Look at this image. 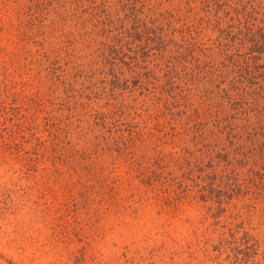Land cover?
Listing matches in <instances>:
<instances>
[{"label":"trees","instance_id":"obj_1","mask_svg":"<svg viewBox=\"0 0 264 264\" xmlns=\"http://www.w3.org/2000/svg\"><path fill=\"white\" fill-rule=\"evenodd\" d=\"M0 75V154L60 185L67 215L198 206L196 240L159 264H225L202 228L263 195L264 0H0ZM159 117L183 153L142 150Z\"/></svg>","mask_w":264,"mask_h":264},{"label":"rangeland","instance_id":"obj_2","mask_svg":"<svg viewBox=\"0 0 264 264\" xmlns=\"http://www.w3.org/2000/svg\"><path fill=\"white\" fill-rule=\"evenodd\" d=\"M3 79L0 75V81ZM158 119L153 118L150 127L154 139L148 138L142 150L153 156L169 155L171 151L183 153L181 143L164 144L166 138L171 140L173 129L169 118ZM78 147L90 148V144L81 140ZM2 154L0 264H159L161 244L173 248L196 240L195 221L205 215L198 206L161 205L154 200L146 209L106 205L101 210L92 209L91 213L79 209L67 215L60 185L47 183L39 172H25L14 157ZM92 162L104 164L103 160ZM130 171L124 166L117 173L127 175ZM89 182L85 180L84 184ZM84 184L76 177L70 184L71 192L79 196L90 191ZM260 190L263 195L259 199L245 200L237 208L232 206L222 211L219 218H209L203 226L208 235L202 237V242H208L211 254L222 263L255 264L248 260L257 256L256 263L264 264V187ZM253 201H257V209ZM233 234L241 242L253 245L250 249L242 246L248 255L238 253L241 250L232 243ZM222 238L227 240L221 242ZM256 241L259 242L254 245Z\"/></svg>","mask_w":264,"mask_h":264}]
</instances>
